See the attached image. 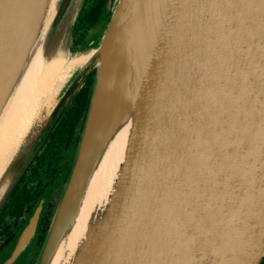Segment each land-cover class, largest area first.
I'll return each instance as SVG.
<instances>
[{"label":"water","instance_id":"1","mask_svg":"<svg viewBox=\"0 0 264 264\" xmlns=\"http://www.w3.org/2000/svg\"><path fill=\"white\" fill-rule=\"evenodd\" d=\"M85 1L0 0V118L37 53L31 82L59 48L65 63L95 52L82 69L56 70L0 164L1 212L92 76L34 264H262L264 0H107L100 29L72 52ZM205 10L224 17L221 31L199 32ZM122 132L101 197L93 182ZM48 198L6 264L31 250Z\"/></svg>","mask_w":264,"mask_h":264},{"label":"bare ground","instance_id":"2","mask_svg":"<svg viewBox=\"0 0 264 264\" xmlns=\"http://www.w3.org/2000/svg\"><path fill=\"white\" fill-rule=\"evenodd\" d=\"M215 6L220 7V4H216ZM209 10L201 11L199 13V32L200 33H212L221 31L220 22H224V17L220 15H211L209 14ZM64 44V41L60 42V45ZM57 42L53 41L50 47V51L54 50ZM57 51V50H56ZM65 52L58 49V54L60 58H56L49 62L46 66H42L43 74L40 77V80H36L31 82V77L28 75V72L35 62L38 65L41 64V61L38 59V53L33 57V61L31 62V66L28 70L25 71L23 78L21 79L20 84L16 87L13 96L11 97V101L7 104L2 117L0 118V164L3 163L9 151L11 150L12 144L15 138L18 137V134L23 131L25 128V124H28V121L32 117L35 110H39L38 108L41 106L42 101L47 100V84L51 82L56 70L60 67L67 69H82L85 64L91 59V56L94 55L95 52L88 51L83 56H79L76 59L70 60L67 64L64 62L62 57ZM31 60V61H32ZM36 60V61H35ZM91 61V60H90ZM38 70L35 71L34 77L37 74ZM194 89L190 88L187 91V94L193 95ZM39 99V100H38ZM192 123V121H188L187 124ZM122 134L117 138L113 150L109 153L108 158L104 162V167L101 173H99L93 182V187L96 188L97 192L102 196L110 191L109 187V179L112 177V173L115 167V160L119 157L123 142H125V135ZM117 156V157H116ZM100 197V198H101ZM99 198V200H100ZM88 200H92L91 195H88ZM89 204L85 208H88ZM85 216V220L87 217V213L83 214Z\"/></svg>","mask_w":264,"mask_h":264},{"label":"flooded vegetation","instance_id":"3","mask_svg":"<svg viewBox=\"0 0 264 264\" xmlns=\"http://www.w3.org/2000/svg\"><path fill=\"white\" fill-rule=\"evenodd\" d=\"M90 90H91V87H90ZM89 94L90 93L87 94V100L83 99L78 106L80 113H78V115L74 118L75 122L72 124L74 128L71 132L72 135L69 141H68L69 136L67 135L65 139L63 140V142L60 143L59 146L55 142L52 143V146H55V149H56V152L52 154L53 155V166L49 168L42 167L41 171L43 170L42 172L44 173L41 172V174L37 178H35V181L33 184L39 185V189L35 187V185L31 184L32 194H33V196H31L32 199L29 202L24 201L25 205H20L18 213L11 212L10 210L7 211L8 213L0 221V264H6L11 254L12 243L14 239L16 238L18 233L22 230L28 218L34 212V208L39 203L40 199L43 198L45 195L49 194V198H48L49 200L43 212V215L40 219L36 238L34 239L31 250H29L28 252H23L21 254L20 259L12 262L11 264H34L35 263L38 250L42 244L43 237L47 232V229H48V226L52 218V215H53L56 203H57V199H58L57 192L56 191L54 192L53 190L54 184L57 182V180L61 176L62 167L69 160V155H70L72 146L78 142L79 134H80L81 127L83 125V121L85 117L86 108L88 105L87 102H88ZM65 111L63 113L66 115ZM63 116L64 115L62 114L60 119L63 118ZM50 144H51V140L49 136V138L47 139V141L45 142V144L42 146L41 150L39 151L37 155V159L35 158L36 159L34 161L35 163L36 161H38L39 157H41L42 155L43 156L46 155V154H43L44 150ZM12 194L10 197H12ZM27 195L28 194L25 192L24 196L22 197V200H26ZM37 200L38 202L35 204ZM9 201H10V198L8 199L5 206L1 210L0 216L3 213Z\"/></svg>","mask_w":264,"mask_h":264},{"label":"trees","instance_id":"4","mask_svg":"<svg viewBox=\"0 0 264 264\" xmlns=\"http://www.w3.org/2000/svg\"><path fill=\"white\" fill-rule=\"evenodd\" d=\"M107 0H86L83 6V9L76 21L74 31H73V42L71 51L77 52L82 50L87 43L89 42L92 32L98 25H100L103 21H105L104 9L106 6ZM92 85V76H89L87 81L84 84V88L80 90V92L75 96L69 107L67 108L66 115L63 113V118H61L57 123L55 128L52 130L50 134L51 144L46 147L43 154L45 156H41L38 158L36 163L33 161L32 165L28 169V172L25 173L24 178L20 181L17 189L10 197V201L6 205L3 213L0 216V221L5 217L8 213L7 211H11L14 213H18L20 205H25L24 201H30L32 199V186L35 178H37L41 172L42 167H51L53 166V155L56 152L55 146H52V143L55 142L58 146L63 142L65 137L68 135V141L71 138L74 118L80 113L79 104L83 99L87 100V94L90 93V87ZM90 95V94H89ZM89 101V98H88ZM88 103V102H87ZM49 138V137H48ZM53 148H52V147ZM51 163V164H50ZM44 173V172H42ZM35 187L39 189V185L33 184ZM25 192L28 194L26 200H22ZM38 200L35 202V204ZM264 264V260L262 262Z\"/></svg>","mask_w":264,"mask_h":264},{"label":"rangeland","instance_id":"5","mask_svg":"<svg viewBox=\"0 0 264 264\" xmlns=\"http://www.w3.org/2000/svg\"><path fill=\"white\" fill-rule=\"evenodd\" d=\"M100 29V25H98L92 32H90L91 38L94 36V34ZM90 38V39H91ZM71 55L74 56V53L71 52ZM58 195V193H57Z\"/></svg>","mask_w":264,"mask_h":264}]
</instances>
